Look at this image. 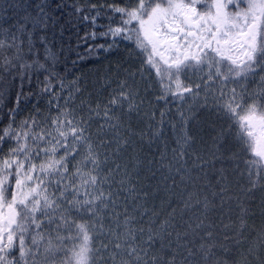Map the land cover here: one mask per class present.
Wrapping results in <instances>:
<instances>
[{"label":"snow or ice","instance_id":"snow-or-ice-1","mask_svg":"<svg viewBox=\"0 0 264 264\" xmlns=\"http://www.w3.org/2000/svg\"><path fill=\"white\" fill-rule=\"evenodd\" d=\"M91 10L96 14L84 16L85 20L91 19L95 25L104 13L108 23L104 26L105 31L90 33L88 38H109L110 43L99 45L104 50H110L119 42L134 43L143 58L142 78L144 72L151 74L152 71L159 77L161 94L157 101H166L169 96L183 99L184 93H193L192 88L182 85L180 76L189 70L203 73L204 68H208V80H215L217 85L218 95L214 101L225 115L237 119L241 126L240 141L246 146L244 150H251L259 158L248 161L249 168L259 166L257 175L264 179V164H261L264 162V104L255 103L257 93L251 94L253 103L248 104L250 94L247 86L241 84L250 76H259L261 91L258 95L264 98V0H124L123 4L113 0V3L99 6L92 4ZM23 30V25L17 26L16 32L0 29L6 37L0 39V59L3 60L0 80L4 79L5 72L11 75V70L22 60L17 32ZM29 45L31 51L30 40ZM13 49V55H5V51ZM94 50L90 48L89 52ZM46 59L54 58L49 53ZM36 63L39 68H45L44 64ZM18 66L23 69L32 67L25 63ZM57 79L58 74L50 71L41 89L42 93L50 95L49 110L54 107L55 116L40 119L37 109L35 115L29 114L18 120L23 92L16 94L15 106L8 107L7 112L0 108V264H47L48 256L41 261L36 255L40 233L31 237L35 249L26 245L25 236L30 229H42L57 223L56 213L63 222L57 223V231L62 226L70 228L64 214L68 211L65 204L92 221L74 225L82 242L67 264H90V258L91 264H98L96 257L100 250L89 247L88 233L106 234L100 212L109 208L117 227L123 228L122 232L115 233L116 242L112 243L113 250L109 252L112 264H193L196 257L204 264H264V225L256 238L240 250L248 240L244 233L249 227L250 209L243 204L239 205L237 220L224 225L234 234H225L220 243L214 240L212 231L205 230L200 237L204 242L196 246L189 237L199 235L198 230L205 228L204 220L197 218L195 226L185 221L184 227L175 222L174 208L159 223L156 219L160 213L153 211L145 226L144 217L148 210L145 208L137 217L127 207L129 199H140L135 186H129L128 173L124 171L121 175L122 167L114 160V166L109 167V156L100 152L101 148L107 149L113 143V140L106 139L108 132H115L120 127L117 110H123L127 105L129 112H139L137 92L126 81H121L106 103L95 107L89 105L87 114L81 115L71 106L74 93L62 97L60 92L64 85L62 82L59 85L53 83ZM230 83L236 84L240 90L237 91L236 87L229 89L227 85ZM4 101L5 92L0 89V105H4ZM241 112L244 115H240ZM144 115L151 120L155 113L146 112ZM160 116L162 124L164 113L161 112ZM93 120L98 122L95 134L90 131ZM153 135H160L159 130ZM115 143L118 147L113 155H117L119 146L127 145L128 140L117 136ZM250 183L248 193L257 186V181L250 179ZM223 192L221 189V196ZM122 193H125L124 207L118 211ZM200 195L199 191L188 192L183 199L184 209L201 204ZM203 204L207 210V196ZM132 211H137V205H133ZM112 231L109 227L108 233ZM227 241L234 242L236 247H229ZM102 247L107 250L109 244H102ZM55 250L49 240L44 252L50 254ZM233 251L236 257H230Z\"/></svg>","mask_w":264,"mask_h":264},{"label":"trees","instance_id":"trees-1","mask_svg":"<svg viewBox=\"0 0 264 264\" xmlns=\"http://www.w3.org/2000/svg\"><path fill=\"white\" fill-rule=\"evenodd\" d=\"M115 2L123 4L124 0H115ZM107 3H113V0H0V29L8 28L12 32H16L17 26H24L23 32H17L20 37L18 43L22 49V60L17 62V67L11 70V75L5 72L3 73L4 79L0 80V89L5 92L4 105H0V108L7 112L8 107L15 106L16 94L23 92L18 120L29 114L35 115L37 109L41 114L40 119L48 115L55 116L56 109L53 107L49 110L50 95L41 92L46 77L53 70L58 74V79L53 83L59 85L62 82L63 91L70 86L75 88L77 100L74 105L82 106L81 115L87 114L89 105L95 107L96 104L106 103L118 83L126 81L127 85L137 92L136 103L140 104L139 112H129L127 105L123 110H117L116 114L120 116V127L115 132H108L106 139L113 140V143L107 149L101 148L100 152L107 153L109 156V167L114 166L113 160L121 165V175L126 171L131 179L129 186H135L136 191L140 194L139 200L129 199L127 201L129 211L139 217L146 208L148 215L144 217L145 226H147L146 222L153 211L160 213L156 219V223H159L168 216L173 208L176 209L175 222L184 227H186L185 221L195 226L197 218L204 220L205 228L198 230L199 235L189 237L198 246L204 242L200 237L204 235L205 230L213 232L214 240L217 243L223 241L225 234L233 235V231L226 229L224 225H230L237 220L240 211L239 205L243 204L250 209L247 217L249 227L244 233L248 238L245 241L247 247L248 241L255 239L261 226L264 225V214L261 213L264 211V204L258 203V201L264 202V179L259 177L257 180L243 166V160L245 158L249 161L253 160V155L249 153L240 157V167L243 170L242 178H239L238 174H231L224 161H214L208 154L209 126L204 121L205 114H200L196 118L202 119L199 126L186 127L184 125V128L186 127L184 133L188 140L183 142V147L177 148L180 134L177 123H175L176 98L169 96L166 101H157V96L161 94L159 77L155 71H152L151 74L144 72L142 78L143 58L138 54L134 43L119 42L110 50H104L99 48V45L110 43L109 38L99 36L96 39L88 38L90 33L98 34L105 31L104 26L108 21L104 13L96 20L95 25L91 19L85 20L84 16L96 14L95 10H91L92 4L99 6ZM41 8L43 12H41ZM77 9H81V11H77ZM0 39H6V37L0 33ZM29 40L31 41V51H29ZM90 48L95 50L90 53ZM14 51V49L5 51V55L11 56ZM49 53L54 59H46ZM36 62L44 64L45 68H39ZM0 63H3L2 59H0ZM19 63L32 65V67L19 68ZM101 82L104 84L101 85ZM140 82L149 87L148 93L143 92L145 86L140 85ZM57 91L60 92L59 87H57ZM63 102L61 99L60 103L63 104ZM146 112H154V118L149 120L144 115ZM161 112L164 113L162 124L160 123ZM220 116L223 114H220L219 118ZM196 119L195 121H197ZM4 122H7L6 119ZM113 122L116 123V121ZM97 123L96 120H93L90 129L93 134L97 130ZM157 130L160 135H153ZM117 136L126 137L128 143L127 145L121 144L119 153L113 155L118 147L115 143ZM93 138L95 139V135ZM225 144L228 145L227 140H225ZM238 147L243 152L246 146L242 144ZM223 149H219L216 155L220 156L219 153H223ZM174 150L177 157L175 159ZM202 150H205L208 158L200 154ZM180 153L183 155L180 156ZM191 155L199 156V164L195 168L190 164ZM223 156L227 157L225 154ZM177 169L180 171L178 172ZM106 172L107 169H105ZM250 179L257 181L258 185L251 192L252 196L249 200H243L242 195L236 191L237 188H244L245 192H248L251 185ZM227 184H233V186H229L232 191L229 190L228 193L226 192ZM221 189H224L222 196L220 195ZM166 190H169L170 193H165ZM192 191L201 193L202 203L194 205L190 209H184L183 199L186 198L188 192ZM153 192H157L155 197H152ZM124 195L125 193L121 194L118 211L123 210ZM205 196L209 201L207 210L203 204ZM166 197H172L171 203L167 205H165ZM222 199L223 203H221ZM134 204L137 205L135 212L132 211ZM141 205L143 207H140ZM259 213L261 215H258ZM64 214L68 217L70 228L62 226L57 231V223L63 224V222L59 220V215L56 213L54 216L57 218V223L49 226V234L42 233L43 239L51 240L56 249L51 252L50 256L53 262L57 261L56 264H61L62 261L67 264L73 251L78 250L71 239L80 238L79 246L82 242V236L78 234L74 225L85 221L92 223L83 213L67 212ZM100 218L105 225L106 234L101 235L99 232L90 231L88 233L89 247L93 250H100L96 257L99 264H109L106 260L109 259V252L113 250L112 243L116 242L115 233L122 232L123 228L117 227L115 219L111 216L110 208L103 209L100 212ZM43 219L47 220V218ZM120 224H123V216L120 217ZM109 227L113 230L112 233H108ZM225 243L231 247L232 241ZM102 244H109V248L105 250ZM216 251L219 253L220 250ZM229 255L236 257L235 251ZM193 264H204V261L196 257Z\"/></svg>","mask_w":264,"mask_h":264},{"label":"rangeland","instance_id":"rangeland-1","mask_svg":"<svg viewBox=\"0 0 264 264\" xmlns=\"http://www.w3.org/2000/svg\"><path fill=\"white\" fill-rule=\"evenodd\" d=\"M208 68H204L203 73L198 72V71H193L189 70L186 74H182L180 76V80L182 85L184 86H191V83L195 80L196 84L199 85V88L193 89V93H184V98L180 99L178 102L177 106V115H176V120L177 124L183 128L180 129L179 131V138L177 140V148H180L181 144H183V137L186 135V133L182 134V130H186V127L192 126V125H200L201 120L196 119L200 114H205L204 121L205 123H208V139L209 141L207 142V148L209 149L208 154L214 159V161H224L228 168L230 169L231 174L237 175L239 178H242L243 176V170L240 167V157L242 152L240 151V148L238 146H241L242 143L240 141V133H241V126L237 122V119H233L228 115H223L227 117L228 119H223L219 118L218 113L222 112L220 108L217 106L216 102L214 101V97L218 95L217 92V85L215 80H208ZM239 79V78H237ZM104 84L101 82V85ZM205 84L209 85V87H206ZM242 85H246L248 92L250 94L248 98V104H252L253 100L251 98L252 93H257V96L255 98V103L257 105L264 104V98H261L258 94L261 91L260 84H259V76L256 77H249L248 80L246 81H241ZM140 85L145 86L143 82H140ZM229 89L236 87L237 91H239V87H237L236 84L230 83L227 85ZM173 91H175V84L172 85ZM191 88V87H190ZM67 91V88L64 90ZM143 92L148 93L149 92V87L145 86ZM195 93V94H194ZM62 97H67L68 92H62ZM77 97V95H75ZM72 107H75L77 110H81L82 106L79 107L77 105H74L72 103ZM257 111L259 112L260 109L259 107L257 108ZM204 112V113H201ZM240 115H244L243 112L240 113ZM195 119L197 121H195ZM228 120V122H227ZM184 125L186 126L184 128ZM225 140L228 141V145L226 146ZM182 147V146H181ZM223 153H219L221 156H217L216 154L218 153L219 149H222ZM249 150L248 152H250ZM200 154L203 157L208 158V154L205 152V150H202ZM225 154L227 157L223 156ZM233 154V155H232ZM232 155V156H231ZM199 157V156H198ZM197 156L191 155L190 156V164L193 166V168L197 167L199 164V158ZM261 164H264V162H261ZM240 182V180H238ZM229 186H233V184H227L226 187V192H230ZM251 188V185L249 186ZM248 188V189H249ZM160 190V186H159ZM230 190V191H229ZM158 192V191H157ZM157 192L152 193V197H155ZM237 193H240L242 197L244 198L243 200H249V198L252 196L251 193L245 192L244 188H237ZM165 193H170L169 190H166ZM260 196V195H259ZM83 197H81L82 199ZM167 201H166V200ZM165 200V205L171 203L172 197L168 198L166 197ZM261 199V196H260ZM260 205H262V201H258ZM160 206V205H159ZM64 207L68 209L69 211L75 210V208H72L71 205L65 204ZM221 210V209H219ZM264 214V211L261 212ZM259 213L258 215H261ZM122 228V227H121ZM40 233V237H38V245L39 249L36 252L37 258L40 259L41 261L44 259L45 256H48V261L47 264H56V262H53L51 259V253H45L44 248L47 245V242L49 239L44 240L43 239V232H46L49 234V227H43L42 229H36L34 230H29V233L26 234L25 236V243L30 249H35V246L32 245L31 243V237L33 235H36V233ZM80 238L77 239H71V241H74L75 247L79 248V243L78 241ZM248 245V244H247ZM231 247H236L234 245V242L231 243ZM245 247L246 248V242L243 243V245L240 247L241 248ZM198 259H200L198 257ZM106 262L109 264H112L111 259L107 258ZM66 263V262H65Z\"/></svg>","mask_w":264,"mask_h":264}]
</instances>
